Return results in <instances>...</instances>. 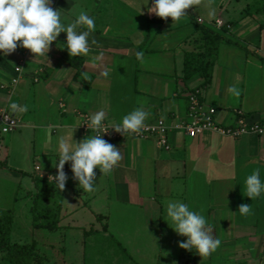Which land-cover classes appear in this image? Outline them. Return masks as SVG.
Here are the masks:
<instances>
[{
    "label": "crops",
    "instance_id": "crops-1",
    "mask_svg": "<svg viewBox=\"0 0 264 264\" xmlns=\"http://www.w3.org/2000/svg\"><path fill=\"white\" fill-rule=\"evenodd\" d=\"M153 3L52 0L51 6L61 11L65 24L81 11L94 17L95 31L90 41L97 43L92 45L90 55L70 57L66 48L61 49L60 44L66 43L64 33L51 44L47 56L35 58L20 47L7 56L0 53V92L9 97L3 106L0 104V111H12L18 119L14 131L2 141L0 157L14 172L30 174L26 188L17 187L10 202L3 200L0 192V213L12 212L13 229L20 215L23 222L18 235L23 243L19 244L34 243L41 251L43 243L37 238L42 230L32 226L33 200L43 191L41 181L54 184L49 177L57 174L58 138L63 136L71 144L72 135L79 130L85 138L82 120L97 111H105L104 123L111 126L132 110L143 108L149 114L145 126L162 120L170 128L168 149L160 148L154 138L110 142L121 151V159L110 174L94 169L95 187H102L108 180L111 199L114 197L117 203L127 201L132 208L141 205L144 218H154L155 225L156 220L161 223L159 215L166 213L169 200H180L202 212L212 226L211 235L221 241L219 248L208 257L195 252L182 254L178 245L184 237L179 236L176 252L168 243L166 253L173 260L185 264H264V195L254 200L244 196L246 176L259 168L264 180V133L232 138L206 132L190 139L175 129L185 122L187 95L196 89L201 91L203 104L216 109L220 127L236 126V110L264 126V0H193L192 8L179 21L150 13ZM233 3L237 12H231ZM211 9L215 10L213 16L209 15ZM217 19L229 29L222 35L216 54L205 57L212 63L203 73L208 76L197 73L185 78V55L203 54L213 48L204 35L205 30H213L211 24ZM138 51L144 53L143 62L136 59ZM23 58L27 60L19 83L8 88ZM11 59L16 64L10 66ZM233 86L239 95L227 91ZM12 104L26 110L12 109ZM79 104L84 109L78 108ZM2 151L7 155L3 157ZM67 167L68 163L65 173ZM65 193L66 185L62 192L56 191L61 212L54 231L81 229L82 218L88 219L87 215H63ZM241 204L251 206L249 215L238 213ZM95 216L103 222L101 229L107 237L114 215ZM27 226L32 230L27 231ZM99 230L85 229L86 237ZM164 233L171 242L168 228ZM27 236L30 241L24 242Z\"/></svg>",
    "mask_w": 264,
    "mask_h": 264
},
{
    "label": "clouds",
    "instance_id": "clouds-1",
    "mask_svg": "<svg viewBox=\"0 0 264 264\" xmlns=\"http://www.w3.org/2000/svg\"><path fill=\"white\" fill-rule=\"evenodd\" d=\"M52 0H0V53L7 56L17 47L29 50L35 58L47 56L50 46L57 41L61 33L66 34V43L60 44L61 49H67L70 57H87L92 45L97 42L90 35L95 31V19L87 12L81 11L70 23H63L61 11L54 10ZM193 0H154L148 9L157 17L172 21H179L186 16V10L192 8ZM214 9L209 15L214 14ZM99 59V57H96ZM136 59L144 60V53L138 51ZM104 76L108 73L104 72ZM227 91L239 95L233 86ZM12 109H26L16 104ZM148 112L143 108H136L124 115L119 121L111 124V129L118 134L139 133L145 126ZM105 111L100 110L92 114L86 123L88 130L97 132L96 135H87L82 141L75 142L72 138L69 144L63 136L58 138V158L55 169L57 174L49 177L58 191L62 192L69 179L64 172L66 163H70L72 178L77 182L79 189L86 193L95 191L96 173L110 174L121 159V151L108 143L99 134L105 128ZM106 133V132H105ZM244 196L254 200L264 195V180L261 179L260 169H256L244 180ZM251 206L241 204L238 213L249 215ZM166 223L177 235L185 239L179 243V248L195 252L200 257H208L220 246V239L211 235L212 226L202 212L192 210L187 203L180 200H169L166 203Z\"/></svg>",
    "mask_w": 264,
    "mask_h": 264
},
{
    "label": "rangeland",
    "instance_id": "rangeland-1",
    "mask_svg": "<svg viewBox=\"0 0 264 264\" xmlns=\"http://www.w3.org/2000/svg\"><path fill=\"white\" fill-rule=\"evenodd\" d=\"M212 1L216 2L217 0ZM235 4L233 3V7L235 8L231 12H237ZM225 16L226 14L223 18H226ZM15 62L12 59L9 60L10 66L16 64ZM10 73L11 71L8 75ZM8 99V95L0 92L1 106ZM78 108L84 109V106L79 104ZM72 136H74L73 140L75 142H80L84 139L80 130ZM4 138L7 139L8 136L0 134V140L4 141ZM1 154L4 157L5 154L7 155V152L2 151ZM1 159L0 157V162L2 163L0 164V192H3V200L10 202L12 196L16 195V192L19 190L17 187L21 188V190L26 188L30 174L14 172ZM22 160H25V156H22ZM68 164L70 166V163ZM67 170L66 174L69 179L66 183V191L68 193H65V199L63 200L62 211L65 212L63 215H87L88 219L85 221V217L82 218L83 221L80 223L81 229L66 228L51 232L39 231L38 235L40 236L37 239L43 245L41 246V251L39 250L37 253L40 257L46 259L44 264H185L184 262H178L176 259L173 260V257L169 258L167 256L168 243L172 244L171 250L177 251L176 244L179 241V235L169 228L165 222L167 219L166 213L159 215L160 212L157 213L158 211L152 212L161 218V223L156 220L155 225L154 218L149 220L144 218V207H139L141 205L137 204L136 208H132L127 201H124L125 203H117L113 200L114 197L111 199L110 195H113L108 188V180H104L103 188L95 187L94 192L86 193L82 189H79L78 184L76 185V181L72 178L70 167H67ZM22 177L24 178L22 179ZM100 189L103 190L102 194ZM149 205L151 204L149 203ZM155 205L157 206L158 204ZM97 214L107 217L114 215V219H112L108 230V238L103 235L104 232L101 229L103 222L96 218L95 215ZM20 218L21 216L19 215L15 227L12 229V243H23V238H20L18 235L21 229L20 224L23 222ZM159 224H161V229L158 228ZM27 227L29 228L27 231L32 230L30 226ZM90 228L92 230L93 228L100 230L86 237L85 229L88 231ZM114 228L115 233H112ZM166 228H168L171 242L168 241V237L164 233ZM104 231L106 230L104 229ZM115 240L120 242L121 246L117 245ZM28 241H30V238L27 236L24 242ZM44 243L48 244V246H45ZM50 243L51 247L49 246ZM123 247L126 250H123ZM4 256L5 254L0 252V264H8ZM51 258L52 261H50Z\"/></svg>",
    "mask_w": 264,
    "mask_h": 264
},
{
    "label": "built area",
    "instance_id": "built-area-1",
    "mask_svg": "<svg viewBox=\"0 0 264 264\" xmlns=\"http://www.w3.org/2000/svg\"><path fill=\"white\" fill-rule=\"evenodd\" d=\"M197 21L208 26V24L201 19H197ZM211 25L212 28L217 31H221L222 29H229V27H226V25L220 19H217L214 24ZM26 60L27 58H23L18 63V66L14 70L15 77L11 80L10 86H8V88L10 87L13 89L19 83ZM187 100L188 107L186 120L182 124L175 126V129L181 131L186 137L190 139H195L206 132H214L232 138H239L250 133H255L258 135H262L264 133L263 125L256 121H249L247 116H245V114L240 110L234 111V114L236 116V126L228 128L220 127L216 123V109L203 104L202 94L198 89L191 91L187 95ZM88 119V117H84L82 120L81 129L83 133L85 135H96L97 132L91 129L88 130L86 125ZM17 123L18 119L12 111H0V134H11L16 128ZM169 132L170 128L164 123V121L159 120L153 125L144 126L139 133L126 134L125 136L116 133L111 129V126L105 124V128L101 130L99 134L103 135L102 138L108 143L115 142L123 138H135L139 140L154 138L156 144L160 148L168 149ZM36 172L40 173V169L36 168ZM40 178H44L41 173Z\"/></svg>",
    "mask_w": 264,
    "mask_h": 264
},
{
    "label": "trees",
    "instance_id": "trees-1",
    "mask_svg": "<svg viewBox=\"0 0 264 264\" xmlns=\"http://www.w3.org/2000/svg\"><path fill=\"white\" fill-rule=\"evenodd\" d=\"M227 32L226 29L217 31L215 29L205 30V39L213 48H209L203 54H186L184 58V73L185 78H190L199 73L200 76L206 78L208 74L203 73L210 68L211 62L205 61L206 56H213L217 52L219 41L223 38L222 35ZM0 140V151L2 147ZM0 164H2L0 162ZM1 167V165H0ZM43 191L33 200V223L35 229L43 231H54L59 223L58 216L61 212V205L55 199L56 187L55 184L48 181H41ZM56 200V201H55ZM5 215V216H4ZM13 229L12 212L7 211L0 213V252L4 253V259L8 264H44L45 258L40 257L37 253V248L34 243L19 244L11 242ZM185 239V238H184ZM182 254L190 253L181 249Z\"/></svg>",
    "mask_w": 264,
    "mask_h": 264
}]
</instances>
